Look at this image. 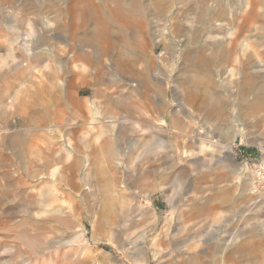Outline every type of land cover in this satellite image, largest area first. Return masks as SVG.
Masks as SVG:
<instances>
[{
	"label": "rangeland",
	"instance_id": "obj_1",
	"mask_svg": "<svg viewBox=\"0 0 264 264\" xmlns=\"http://www.w3.org/2000/svg\"><path fill=\"white\" fill-rule=\"evenodd\" d=\"M116 3L141 5L152 54L163 58L161 78L203 70L222 99L223 120L212 123L206 155L177 147L173 160L148 153L145 133L124 124L123 162L113 169L109 119L93 120L72 103L111 105L119 95L110 53L95 73L76 56L98 61L96 30L125 38L128 29L117 34L108 20ZM215 28L217 38L209 39ZM239 63L251 79L240 82ZM87 69L89 82L79 89ZM61 89L70 101L67 119L58 108ZM153 97L163 116L184 117L183 95L171 78ZM253 98L260 100L257 111L242 113ZM164 130L169 138L170 127ZM222 186L223 208L193 211ZM118 192L127 218L118 210V222L101 225L106 196ZM263 232L264 0H0V264H134L152 238L161 252L150 251L149 264H172L187 246L215 249L222 238L223 264H264ZM251 235L260 240L258 251L233 248Z\"/></svg>",
	"mask_w": 264,
	"mask_h": 264
},
{
	"label": "bare ground",
	"instance_id": "obj_2",
	"mask_svg": "<svg viewBox=\"0 0 264 264\" xmlns=\"http://www.w3.org/2000/svg\"><path fill=\"white\" fill-rule=\"evenodd\" d=\"M141 10L142 8L139 4H134L133 7L128 8L116 3L108 10V20L113 25H117V28L113 30L117 34H119V28L128 29L125 38L120 39L118 36L117 39H111L112 30L110 33H105L103 28L96 30L91 37V41L96 43L97 53L99 54L98 61L92 63L88 55H76L78 58L86 59L84 61L87 65H93L94 73L100 71L104 66L103 56L108 53L112 55L110 64L107 67L109 68L110 66V69H112L113 78L111 85L113 86V91L119 94L112 100V104L110 105L103 100L92 99L90 101L87 98L80 102L73 100L72 103L79 110L91 112L93 120H97L100 117L109 119V150L113 161L116 163H112L113 169L123 162L119 155L123 150L122 142L125 141L124 144H127L126 138L123 136L124 124L139 128L145 133L143 146L148 149V153L155 155L156 153H165V156L169 160H173L174 153H176L174 147H177L178 153H194V150L203 156L206 155L205 153H209L207 146L212 143V138L215 134L212 123L215 120H223L224 103L212 90L208 76L203 70H198L193 75L178 71L176 74L166 77L167 80L171 78L174 85L179 89V92L182 93L186 111H182L184 115L182 118L174 114L168 116L162 115L160 112L161 105L153 96L157 95L161 91L162 84L167 82V80L160 77L158 70L160 63L163 62V58L161 54L159 56H153L152 54V46H150L149 40L143 32L145 22ZM96 13L99 14L100 12L96 11ZM136 17L139 19H135ZM217 31V28L212 29L209 39L217 38L215 36ZM243 66V64L239 63V80L242 78L240 82H245L247 78L251 79L249 75L243 72ZM60 71L63 72L64 70L60 69ZM81 74L79 89L88 84L87 82H89V75L91 73L87 69V71H83ZM54 76L56 77L57 75L55 74ZM61 91L62 94L58 101V108L60 109L62 119H67L68 114L66 109L70 101L68 100L66 90L61 89ZM259 101V98L251 99L242 113L253 115L260 105ZM93 124L96 123L92 122L91 125ZM164 126L170 127L171 136L169 138L165 135ZM238 132H240L239 128L230 131V134L229 132L227 133L233 139ZM180 134L181 137H179ZM176 137L181 138V140ZM187 139L190 140V143L186 142ZM99 147L101 148L103 145L101 144ZM74 166H76L75 161L67 165L63 169V175L65 174V170L69 171ZM212 191L211 195L203 202L192 206L193 211L216 213L223 208V204L228 202V190L223 189L222 186L214 187ZM116 196H106L107 201L103 206L102 216H100L101 225L109 226L118 222V210L122 218H127L129 209L127 200L123 197L124 193ZM190 219L188 216L186 221ZM143 235L144 233L140 236ZM110 241L114 246L113 240ZM259 244L260 240L258 242L251 235L240 239L233 248L235 250H242L245 247L253 246L251 252H255L258 251ZM145 245L133 257L134 264H149L150 251L154 257L160 254L161 251L157 248L158 239L152 238L150 246ZM117 246L119 245L117 244ZM187 249V253L180 254L179 258L174 260L172 264H223V238L220 239L215 249L210 247L206 250L198 251L195 248L190 249L188 246ZM218 252L221 253L219 254Z\"/></svg>",
	"mask_w": 264,
	"mask_h": 264
}]
</instances>
